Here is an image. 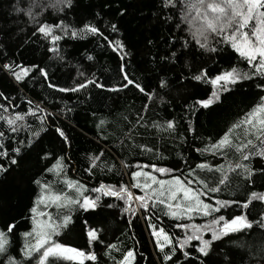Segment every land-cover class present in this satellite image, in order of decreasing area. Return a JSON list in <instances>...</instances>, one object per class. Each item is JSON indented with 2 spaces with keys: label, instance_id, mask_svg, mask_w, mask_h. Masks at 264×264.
Listing matches in <instances>:
<instances>
[{
  "label": "trees",
  "instance_id": "obj_1",
  "mask_svg": "<svg viewBox=\"0 0 264 264\" xmlns=\"http://www.w3.org/2000/svg\"><path fill=\"white\" fill-rule=\"evenodd\" d=\"M28 2L32 3L35 12L37 5L50 3L52 0ZM20 6V0H0V65L35 64L45 68L51 82L59 87H70L77 81L83 82V78L77 75L80 71L85 77L102 83L104 88L98 89L91 85L79 93H61L49 89L48 81L35 70L24 81L17 83L0 68V92L7 97V100L0 97V105L8 109L5 112L0 108V115L11 116L17 111H27L29 105L26 101L29 99L34 105L41 104L48 112L56 114L55 119H49L53 127L46 133H41L34 142V147L22 151L19 165L11 166L6 174L0 173V229L5 228L8 223L16 224L10 237V254L16 259H21L19 251L24 243L20 234L31 228L29 209L39 191L33 183L36 179L51 184L54 192L66 191L74 196L72 190L65 188V179L78 180L89 189L100 183H127L130 172L126 173L121 167V160L130 165L139 163L145 166L156 164L168 167L173 169V174L183 178L189 168H195L197 163L207 161L212 165L227 167L229 161L235 162L239 159V155L231 150H225L224 155H213L210 152H198L196 149H203L205 145L219 139L233 122L243 118L246 112L259 103V96L264 95V91L256 87L259 82L256 78L242 81L233 86L230 92L222 95L221 103L213 104L207 109L197 106L189 111L196 100L206 99L212 91V86L206 81L196 82L191 79L200 68L206 67L211 76L233 66L243 71L249 69L246 61L241 60L230 47L223 44L215 54L202 52L195 46L194 41L190 43L189 48H182L183 40L191 38L185 31V25L176 27L180 17L179 8L174 14L175 22H172L164 19L173 13L161 11L160 0H73L70 7L60 12L52 8L45 9L33 23L15 11V8ZM121 9H125L126 14L121 15ZM60 21L69 29L80 28L87 22L95 23L110 40L123 42L127 56L121 60L120 54L109 48L107 41L100 38H72L69 35L64 36L56 45L64 56L63 60L58 59L54 53L48 51L53 47L49 39L33 33L38 23ZM112 24L117 25L118 31L115 33L110 30ZM57 34H60L59 31ZM173 40L180 42L173 46V43H170ZM171 51L177 52L174 63L170 59H162L170 57ZM87 55H91L93 60H87ZM122 63L126 65L130 78L140 82L147 91L155 92L153 101H148L132 86L119 92L107 90L121 83ZM181 77L186 79L182 80ZM161 78L168 81L166 89L159 88ZM145 103L150 104L147 112L142 108ZM66 108L70 111H66ZM140 115L145 117L144 123L147 126L133 129L132 124ZM100 120L105 121L102 130L96 127ZM167 120L177 122L175 132L170 133L163 127L158 130L151 126L153 121L163 125ZM189 121L193 132L187 131ZM26 122L31 126V132L37 131L38 120L29 116ZM57 126L66 133L70 144L62 143L57 137L54 132ZM0 131L5 132L6 138L3 142L12 146H15V143L10 137L15 135L24 140L30 134L24 130L16 134L10 133L3 120H0ZM237 131L242 135V130ZM129 136L135 137V140L129 139ZM133 143L143 144L153 151L142 152L139 148H132ZM45 152L50 154L47 160L40 158ZM101 152L103 158L98 162L100 166L95 167L92 174L85 172L89 156ZM60 156L64 157L63 175L46 173L45 169L55 162L54 157ZM256 158L259 157L254 156L247 161L252 169L257 170L254 175L259 174L262 169L255 166ZM3 163L7 166V160ZM262 164L264 166V159ZM106 166H112L114 170L108 171ZM145 170L151 171L147 167ZM154 174L161 179H169L171 175ZM229 175L232 176L229 187L220 193L210 194L211 196L244 200L250 192H264V185L246 183L234 173ZM201 176L211 180L213 174L202 172ZM215 176L219 177V173H215ZM204 199L208 200V197ZM101 203L122 205V202L112 197H103ZM38 211L50 212L54 219L66 214L55 206L47 209L41 206ZM240 211V208L233 205L230 210H222L221 214L235 215ZM245 211L250 220L257 221L260 212L264 211V203L253 200ZM72 216L70 228L62 230L59 236L55 237L60 243L83 250L89 247L87 228L91 226L101 230L102 242L96 243L90 249L97 254L98 260L86 264H113L111 257L119 259L121 252L129 248L136 251L139 264H157L154 241L143 220L133 218L134 223L129 227V217L122 215L118 208H101L96 212L74 209ZM154 222L170 232L180 231L171 227L176 221L167 216L161 215L160 220ZM193 222L204 223L205 220L196 217ZM257 233L264 234V229L254 225L245 233L232 234L222 242H217L211 254L213 264H226L225 257L231 260L232 264H264V235L256 241L250 240ZM107 244H116L120 252L111 251L110 255L106 254ZM141 253L143 258H140ZM32 264H36V261L32 260ZM55 264L74 262L56 260Z\"/></svg>",
  "mask_w": 264,
  "mask_h": 264
},
{
  "label": "snow or ice",
  "instance_id": "obj_2",
  "mask_svg": "<svg viewBox=\"0 0 264 264\" xmlns=\"http://www.w3.org/2000/svg\"><path fill=\"white\" fill-rule=\"evenodd\" d=\"M160 2L161 11L167 10L173 13V15L164 17L166 21L175 22V11L177 8L180 9L179 23L176 24V27L180 28L181 25H185V31L191 38V40H183L182 48H189L190 43L194 41L195 46L202 52L215 54L219 51V46L223 44L225 47H230L241 60L246 61L249 69V71H243L233 66L211 76L206 67L200 68L196 74L191 76V79L196 82L206 81L212 86V91L206 99L196 100L189 111L197 106L207 109L213 104L221 103L222 95L230 92L233 86L242 81H251L256 78L259 81L256 87L264 91V0H160ZM20 3L21 6L16 7L15 11L35 23L36 18L45 9L52 8L60 12L64 8L70 7L73 0H52L50 3L37 5L35 12L32 3L28 0H20ZM120 14H126V10L121 9ZM110 30L113 33L117 32V25L112 24ZM57 31L60 34H57ZM36 34L49 39L53 47H50L48 51L54 53L60 60H63L64 56L60 54L56 45L64 36L69 35L72 38L93 36L107 41V46L120 54L121 60L128 54L122 41L110 40L95 23L91 22L84 23L80 28L72 29H69L63 21L58 23L42 22L36 24L33 35ZM179 42L170 41L173 46ZM176 58V51H171L170 57H162L164 60L170 59L173 63ZM86 59L91 61L93 57L87 55ZM0 68L13 77L17 83L24 81L35 70L45 81H48L49 89L61 93H79L91 85L98 89L104 88L102 83L85 77V74L80 71L77 72V75L83 78V82L77 81L74 86L70 87H59L51 82L45 68L37 67L35 64L25 66L4 63L0 65ZM120 75L121 83L108 88V91L119 92L132 86L148 101L155 99L154 91H147L140 82L129 77L126 65L123 63L120 65ZM181 79L186 78L181 77ZM167 87L168 81L161 78L159 88L166 89ZM0 97L7 100L3 92H0ZM160 99L163 100V97ZM26 102L29 105L27 111H17L11 116L0 115V120L4 121L10 133L16 134L21 130L30 133L24 140L15 135L10 137L15 143V146H12L3 142V139L6 138L5 132L0 131V173L6 174L11 166H18L22 151L34 147V142L41 133H46L49 128L53 127L49 123V119H55V113L48 112L41 104L34 105L30 99ZM12 103L14 104V102ZM0 108L5 112L8 111L3 105H0ZM142 108L144 112H147L150 104L145 103ZM65 110L70 111L67 108ZM29 116L39 121V127L35 132L30 131L31 126L26 122V118ZM144 122L145 117L140 115L132 124V128L146 127ZM104 124L105 121L100 120L96 125L97 129L102 130ZM151 126L158 130L163 127L171 133L176 131L177 122L167 120L161 125L153 121ZM237 130H242V135ZM187 131H194L191 121H189ZM54 132L62 143L70 144V140L62 128L57 126L54 128ZM129 139L134 141L135 137L129 136ZM131 147L139 148L142 152L153 151L143 144L133 143ZM225 150H231L238 154L239 159L235 162L229 161L227 167L212 165L207 161L197 163L195 168H189L183 178L181 175L173 174V169L168 167H160L156 164L145 166L139 163L130 165L121 160V167L126 173L130 172V179L127 183L121 182L118 185L100 183L89 189L78 180L65 179L63 181L65 188L72 190L74 196L66 191L54 192L51 184L40 179L34 180L33 183L39 191L32 202L33 206L29 209L31 228L20 234L24 241L19 251L21 259L18 260L10 254V237L16 224L8 223L5 228L0 229V264H32V260H35L36 264H55L56 260L71 261L74 264L97 262V254L90 249L96 243L102 242L100 229L91 226L87 228L86 236L89 247L83 250L71 247L66 243H60L55 237L59 236L62 230L70 228L74 209L96 212L101 208H118L122 215L129 217L127 221L129 227H132L134 223L133 218L143 220L154 241L153 248L157 256V264H213L211 254L217 242H222L232 234L245 233L254 225L264 229V211L260 212L257 221L250 220L245 211L253 200L264 203V192H250L244 200L219 199L210 195L220 193L229 187L232 182L230 173H234L246 183L252 182V177L257 170L252 169L247 161L254 156L264 159V95L259 96V103L246 112L243 118L233 122L214 143L210 142L203 149H196L198 152H210L213 155H224ZM49 155L48 152H45L40 158L47 160ZM102 158L103 152L89 156V164L84 171L92 174L95 167L100 166L98 162ZM160 158L163 159L162 156ZM4 160H7V166L3 163ZM54 160L55 162L46 168L45 172L62 176L65 167L64 157H54ZM106 167L108 171L114 170L112 166ZM146 167L151 171H146ZM133 168L136 170H132ZM202 172L212 173V179L209 180L206 176L202 177ZM259 172L264 177V169H260ZM154 173L171 175L169 179H161ZM215 173H219V177H216ZM103 197L115 198L116 201L122 202V205L117 203L102 204ZM204 197H208V200H205ZM233 205L241 209L239 214H221L222 210H230ZM41 206L44 209L55 206L66 214L54 219L50 212L38 211ZM161 215L176 221L171 227L180 231L170 232L155 223L154 221L160 220ZM196 217L203 218L205 222H193ZM205 233L210 234L209 238L205 237ZM105 248L108 255L111 254V251L120 252L116 244H107ZM111 258L113 264H133V262L139 264L137 253L133 248L121 252L119 259ZM140 258H143V253L140 254ZM225 262L232 264L227 257H225Z\"/></svg>",
  "mask_w": 264,
  "mask_h": 264
},
{
  "label": "rangeland",
  "instance_id": "obj_3",
  "mask_svg": "<svg viewBox=\"0 0 264 264\" xmlns=\"http://www.w3.org/2000/svg\"><path fill=\"white\" fill-rule=\"evenodd\" d=\"M254 164H255L256 167L264 169V166H263V164H262V159H261V158H256V159L254 160ZM252 183H253L254 185H256V186H262V185H264V177H262V176L260 175V173L257 174V175H253V177H252ZM263 235H264V234L257 233V234H255L254 237H253L252 239H250V240H252V241H256V240H258L260 237H262ZM209 236H210L209 233H205V237H206V238H209Z\"/></svg>",
  "mask_w": 264,
  "mask_h": 264
}]
</instances>
